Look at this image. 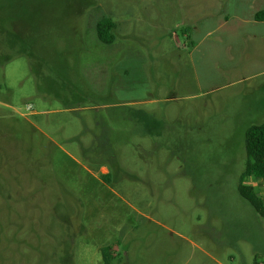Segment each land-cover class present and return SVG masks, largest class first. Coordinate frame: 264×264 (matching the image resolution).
I'll return each instance as SVG.
<instances>
[{
    "label": "rangeland",
    "instance_id": "obj_1",
    "mask_svg": "<svg viewBox=\"0 0 264 264\" xmlns=\"http://www.w3.org/2000/svg\"><path fill=\"white\" fill-rule=\"evenodd\" d=\"M226 5L0 0V264H103V247L111 264H264V219L237 190L264 47L203 92L184 36ZM214 53L223 69L229 49ZM246 182L264 199V179Z\"/></svg>",
    "mask_w": 264,
    "mask_h": 264
},
{
    "label": "crops",
    "instance_id": "obj_2",
    "mask_svg": "<svg viewBox=\"0 0 264 264\" xmlns=\"http://www.w3.org/2000/svg\"><path fill=\"white\" fill-rule=\"evenodd\" d=\"M257 1H259V4H256V0H227L226 7L222 11L219 9L217 12L223 21L213 25V23L216 22V15L212 17H209V15H202L201 18L196 21L197 23L190 28L192 29L191 32L184 33V36L191 38L192 48L190 47L189 57L195 72L194 81L198 85L200 91H212L223 85H230L233 83L234 81L223 84L225 82H223L222 75L227 74L230 70L234 71L238 68L244 48L247 47L256 51L264 47V19L256 20L254 18L256 12L264 10V0ZM243 11H246V18H240L235 15L240 13V15L244 16ZM230 17H232L231 20ZM232 20L234 21L233 23ZM209 21V26L203 25L205 22ZM221 23H223V25ZM220 44L229 49L231 56L228 61L225 59L226 56L221 54V59L224 60L223 69H219V64L213 61V57H217L214 53V48ZM232 44H234V53L232 51ZM126 48L123 49L126 50ZM124 57H127L126 54ZM130 58L132 59L131 61L127 60L124 63L134 62L137 65L139 60L138 57L132 54ZM124 63L120 62V64ZM132 70L139 75L140 71L137 69ZM262 73L264 72H261V74ZM138 78L139 76H137L136 82L141 81ZM240 80L241 77L236 81ZM215 84L218 85L215 86ZM120 87L121 86H117L115 89L118 90ZM146 97L147 94L143 99ZM261 199L264 202L262 197Z\"/></svg>",
    "mask_w": 264,
    "mask_h": 264
},
{
    "label": "trees",
    "instance_id": "obj_3",
    "mask_svg": "<svg viewBox=\"0 0 264 264\" xmlns=\"http://www.w3.org/2000/svg\"><path fill=\"white\" fill-rule=\"evenodd\" d=\"M254 18L256 20H263L264 11L256 12ZM0 19L7 20L6 17H1ZM14 21L16 22V19ZM113 28L114 23L110 17H102L98 20L95 24L96 37L98 41L103 44L112 43L114 41V34L112 33ZM11 31L12 44L10 46H12L20 37L16 28H12ZM4 45L8 46L6 44ZM1 53L4 54V49L2 48L0 49V63H3L5 61V57L3 58ZM6 58H8V56H6ZM244 152L245 162L243 170L238 176L237 190L239 195L248 201L255 212L264 219V202L246 182L249 177L264 179V122L251 124L245 129ZM101 258L103 264H111L109 247L101 248Z\"/></svg>",
    "mask_w": 264,
    "mask_h": 264
}]
</instances>
